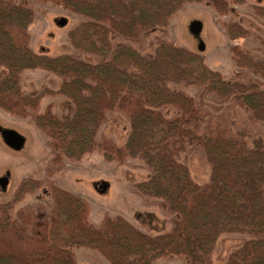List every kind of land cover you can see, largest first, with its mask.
Listing matches in <instances>:
<instances>
[{
    "label": "trees",
    "instance_id": "trees-1",
    "mask_svg": "<svg viewBox=\"0 0 264 264\" xmlns=\"http://www.w3.org/2000/svg\"><path fill=\"white\" fill-rule=\"evenodd\" d=\"M200 1L223 5L221 0H64L87 19L69 32L68 40L76 51L101 59L90 63L77 56L33 53L28 34L32 10L16 0H0V109L20 118L32 116L48 140L52 166L95 150L108 161L143 162L150 177L135 185L137 193L157 199L161 210L174 215L170 233L152 237L120 216H106L96 228L89 222L88 202L51 185L52 212L35 225L31 208H15L41 187L26 179L11 202L0 204V264H76L75 248L93 250L108 264H153L173 257L212 264L214 244L225 232L250 238L224 264H264V143L257 140L248 148L243 134L232 135L219 117L213 120L178 90L202 87L264 121V86L227 81L201 55L164 40L151 56L130 45L144 33L166 27L185 4ZM253 9L264 18V8ZM224 27L230 40L248 35L236 23ZM112 35L121 43L112 47ZM260 44L264 47V38ZM250 66L264 78V62ZM33 69L61 79L57 93L73 104L70 119H58L49 108L36 113L41 96L20 89L22 73ZM168 106L177 111L170 118L163 115ZM114 111L130 122L122 147L107 138L95 140ZM187 147L205 152L212 168L209 183L195 184L179 162Z\"/></svg>",
    "mask_w": 264,
    "mask_h": 264
},
{
    "label": "rangeland",
    "instance_id": "rangeland-1",
    "mask_svg": "<svg viewBox=\"0 0 264 264\" xmlns=\"http://www.w3.org/2000/svg\"><path fill=\"white\" fill-rule=\"evenodd\" d=\"M16 1L32 10L28 34L33 53L50 57L71 55L90 63L100 62L101 59L82 54L70 44L69 32L87 19L73 13L64 0ZM221 3L223 5L216 7L206 1L185 4L166 27L148 31L130 45L141 55L151 56L158 41L164 40L201 55L204 63L227 81L264 86L263 76L250 66V62H264V47L260 44V39L264 38V18L253 9L264 8V0H221ZM231 22L247 30V37L230 40L224 25ZM110 41L113 47L122 40L112 35ZM61 83L59 77L46 71L25 70L20 89L25 95L41 96L36 113L42 114L49 108L64 121L72 117L74 107L70 100L57 93ZM178 90L192 98L213 120L219 117L232 135L243 134L248 148H253L257 140L264 143V121L254 120L251 113L233 101H224L202 87ZM176 114L172 106L163 110L166 118ZM129 133V120L114 111L107 114L95 140L98 143L101 138H107L122 147ZM51 159L48 140L35 127L32 116L20 118L0 109V204L11 202L19 184L29 179L39 182L41 187L27 194L15 208H31L35 225L50 217L52 201L48 189L54 185L88 202L89 222L96 228L106 216H120L151 237L173 229L174 215L161 210L157 199L143 197L135 189L136 184L150 177L143 162L137 159L123 163L108 161L98 150L77 161L64 159L59 166H52ZM179 162L187 168L195 184L202 186L210 182L212 168L202 149L187 147ZM261 186L264 199V181ZM249 238L236 233L220 234L211 252L212 264H224L228 255ZM73 253L76 264H108L100 254L87 248H75ZM153 264L187 263L173 257L156 260Z\"/></svg>",
    "mask_w": 264,
    "mask_h": 264
}]
</instances>
